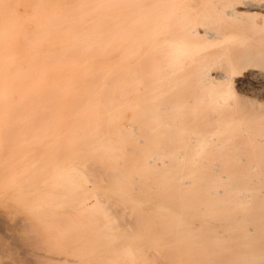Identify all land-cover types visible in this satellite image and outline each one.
I'll use <instances>...</instances> for the list:
<instances>
[{"label": "bare ground", "instance_id": "1", "mask_svg": "<svg viewBox=\"0 0 264 264\" xmlns=\"http://www.w3.org/2000/svg\"><path fill=\"white\" fill-rule=\"evenodd\" d=\"M258 17L264 0H0V172L52 260L264 264V100L233 85L264 74Z\"/></svg>", "mask_w": 264, "mask_h": 264}, {"label": "rangeland", "instance_id": "2", "mask_svg": "<svg viewBox=\"0 0 264 264\" xmlns=\"http://www.w3.org/2000/svg\"><path fill=\"white\" fill-rule=\"evenodd\" d=\"M257 20L259 22H262L264 20V18L258 17ZM255 68L257 71L261 70V71H258L259 73H261V72L264 73V65H258ZM255 73H257V72L255 71ZM260 75H261V77L258 76V73H257L254 76L255 78L253 77L246 82L250 86L248 84H246L245 82H244V84H241V86H238L239 85V82H238L239 77L234 80L233 85L235 86V88L237 87V89H236L237 91L240 90V91H238V93H240L246 97L250 96L248 98H254L255 100H258V99L264 100V89H260V88H264L263 87L264 86V74H260ZM257 76L261 79H259ZM255 80H257V81H255ZM257 82H258V84H257ZM236 84H237V86H236ZM246 85H248V86H246ZM258 87H260V88H258ZM6 156H7V154L5 152H3L1 155V158H0V169L4 170V168H5L4 172L7 170L6 168H7V165L9 164L8 163L9 161L6 159ZM3 157H5L6 160L5 159L2 160ZM2 173L3 172H0V183L4 182V179H2V176H1ZM4 183H2V185H4ZM2 185H0V264H35L36 262L38 264H41V263L42 264H48V263L58 264V262L56 260L51 259V256L52 257H53V255L54 256H63V254L58 255L57 253H55V251H53V249L49 248V243L47 240L48 237L46 236V232H44V230H42V227H43L42 224H39V220H38L39 218H38V216H36V211L34 209H30L28 207L30 205V203L28 201L29 196L27 194H22V195L17 194L18 192H16V190L13 189V186H9L6 184V186L4 185L2 187ZM20 193H21V191H20ZM12 198H14V199H12ZM18 210H20V211H18ZM29 212H30V215L27 214ZM34 216H36L37 218H34ZM23 217L26 220H24ZM20 219H21V224L19 225L20 226V228H19L18 223L20 222ZM35 219H36V221H34ZM27 220H29V221H27ZM17 221H18V223H16ZM22 222H24V224L27 223L25 226L30 225L29 228L28 227L26 228L25 226L22 227L24 225V224L22 225ZM31 227L33 228V230L35 229L36 231L34 230L32 232ZM24 228H26L28 230L30 229L29 231H31V232H28V230H26ZM44 237H45V239H44ZM37 238L40 239L39 241L37 240L38 243L36 240L34 241V239H37ZM44 242H46L47 244ZM39 243L41 246L39 245ZM36 244H38L39 247ZM44 255L47 256L46 257L47 259L45 258ZM38 259H40V260H38ZM41 260H43V262H40Z\"/></svg>", "mask_w": 264, "mask_h": 264}]
</instances>
